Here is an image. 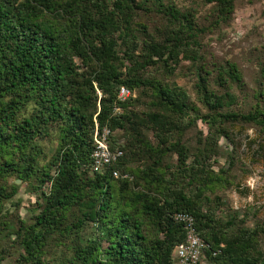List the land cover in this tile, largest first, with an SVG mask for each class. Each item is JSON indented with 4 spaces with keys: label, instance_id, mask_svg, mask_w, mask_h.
I'll list each match as a JSON object with an SVG mask.
<instances>
[{
    "label": "trees",
    "instance_id": "1",
    "mask_svg": "<svg viewBox=\"0 0 264 264\" xmlns=\"http://www.w3.org/2000/svg\"><path fill=\"white\" fill-rule=\"evenodd\" d=\"M207 1L215 2L221 19L233 11L234 0ZM146 6L162 12L167 27L163 39L146 35L139 43L132 19ZM202 32L191 13L169 0H0V198L15 194L16 184L4 186L12 175L40 190L31 221L19 219L14 230L22 249L19 264H47L50 241L69 251L58 264H173L172 249L185 238L183 225L173 219L177 211L195 218L197 233L208 243L201 253L207 259L264 264L260 230L241 226L228 232L222 226H232L234 219L222 222L201 208L206 184L217 178L202 158L225 134L224 123H253L264 133V106L256 102L248 111H218L233 103L234 95L209 90L207 77L200 75L197 93L207 112L199 114L186 90L144 72L158 62L170 68L169 62L181 57L198 62ZM217 71L221 84L239 78L234 63L218 65ZM122 86L149 95L151 105L142 116L128 106L130 96L118 97ZM261 96L260 91L256 97ZM196 118L209 131L194 164L181 133ZM54 123L58 136L50 166L39 165L37 138ZM96 126L110 130L111 149L115 130L126 129L133 152L146 154L151 163L125 167L128 148L119 145L115 150L124 155L102 173L86 175ZM144 129L152 131L153 141ZM169 153L176 154V162L163 165ZM88 222L96 231L83 242Z\"/></svg>",
    "mask_w": 264,
    "mask_h": 264
},
{
    "label": "rangeland",
    "instance_id": "2",
    "mask_svg": "<svg viewBox=\"0 0 264 264\" xmlns=\"http://www.w3.org/2000/svg\"><path fill=\"white\" fill-rule=\"evenodd\" d=\"M169 1L173 2L180 11L191 13L195 22L204 27V32L199 35L200 59L195 63L180 55L181 59L178 62H169L172 67L165 68L162 62H158L147 66L144 70L145 74L162 84L172 85L174 83L186 90L190 102L195 105L199 114L207 112L206 106L201 102L197 93L196 83H199L200 75L207 77L206 83L209 90L217 94L225 90L233 93L235 98L233 103H226L218 111H248L256 102L263 107L264 14L262 11L264 0H234L233 11L225 19L219 17L215 2L207 0ZM147 6L144 7L145 9L137 10L132 19L139 43L146 35H151L155 40L163 39L164 29L167 27L165 15L156 8ZM141 26H145V32L142 31ZM136 52L139 53V50ZM228 62L235 64L239 78L237 81L221 84L217 76V67L226 65ZM76 63L81 66L78 58H76ZM260 91L262 96L256 97ZM96 92L99 97L100 91L96 89ZM128 96L131 97V103L128 102V106L131 105V108L141 116L146 112L149 104L151 105L147 93L140 92L137 87L129 91L122 86L118 91V97L123 100ZM30 108L31 106L28 110ZM115 112H120V108L117 107ZM193 115H196V112ZM223 130L225 134H219L216 146L207 151L208 155L202 158L208 171L213 176L217 175V178L206 184L207 187L201 197V208L204 211L212 210L215 218L222 222H226L230 217L234 219L232 226L221 225L228 232H237L241 226L260 230L258 246L264 256V133L256 124L245 122L224 123ZM208 131V124L203 119L196 118L195 124L189 125L181 133V140L189 150V162L197 164L195 155L197 149L202 146L204 136ZM46 132L37 138L40 149L39 165L50 166L57 143L56 124L48 127ZM144 133L149 140H154L150 129H144ZM113 137L117 143L114 144L115 148H110L111 151H116L119 145H127L128 149L123 160L125 167L136 169L151 163V158L146 154L133 152L131 146L133 138L126 129H116ZM107 143L109 146L108 140ZM92 145L94 147V131ZM120 151L124 155L123 151ZM90 155L91 160L84 168L86 175L94 172L102 173L103 170L109 168L106 164L97 165L93 161L92 150ZM175 162L176 154L169 153L164 157L162 164L168 165ZM54 171L53 167L51 172ZM114 178L117 179V177ZM31 182L22 181L15 175L9 176L4 182L6 190H9L12 184H16L17 190L8 198H0V264L20 263L19 254L22 249L15 238L14 230L19 219L31 221L37 208V201L40 200V190L35 183L31 184ZM48 186L47 183V186L43 188L47 189ZM148 225L147 228L155 232L152 225ZM95 231V225L92 222L85 224L81 232L83 242L92 238ZM50 242L45 247L46 263L58 264L69 254V251L64 244L55 245ZM101 254L105 256L104 252ZM200 257L199 264H221V260L207 259L204 253Z\"/></svg>",
    "mask_w": 264,
    "mask_h": 264
},
{
    "label": "built area",
    "instance_id": "3",
    "mask_svg": "<svg viewBox=\"0 0 264 264\" xmlns=\"http://www.w3.org/2000/svg\"><path fill=\"white\" fill-rule=\"evenodd\" d=\"M109 129L104 126L94 129V147L92 149V159L98 164L112 165L118 157L122 155L120 150L111 151L107 143ZM113 176H120L117 169H113ZM126 177L127 174H123ZM173 219L183 225L185 238L177 243L172 249L174 257L173 264H199L202 250L207 247L206 241L197 233L195 218L187 211H177L173 214Z\"/></svg>",
    "mask_w": 264,
    "mask_h": 264
}]
</instances>
